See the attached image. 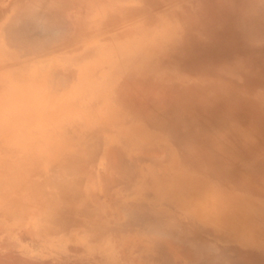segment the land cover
I'll return each instance as SVG.
<instances>
[{
	"label": "crops",
	"instance_id": "crops-1",
	"mask_svg": "<svg viewBox=\"0 0 264 264\" xmlns=\"http://www.w3.org/2000/svg\"><path fill=\"white\" fill-rule=\"evenodd\" d=\"M96 4L0 0V128L26 132L0 140L26 160L0 187V253L137 264L201 238L264 256V72L236 56L131 69Z\"/></svg>",
	"mask_w": 264,
	"mask_h": 264
},
{
	"label": "rangeland",
	"instance_id": "rangeland-1",
	"mask_svg": "<svg viewBox=\"0 0 264 264\" xmlns=\"http://www.w3.org/2000/svg\"><path fill=\"white\" fill-rule=\"evenodd\" d=\"M96 2L92 19L97 38L113 40L114 54L129 56L131 69L144 64L151 70L178 73L180 77L186 71L188 56L194 57L195 68H201L202 58H205V66L213 67L211 71H216L218 64L209 62H217L218 57L228 59L236 56L243 59V68L244 63L252 60L258 65V71L264 72V0ZM178 82L179 88H184V80L179 79ZM258 83L261 93L264 80ZM215 98L210 97V102ZM182 100L184 103V96ZM25 134L24 128H0V140L6 136L17 139ZM3 146L0 143V187H9L10 182L15 184L24 180L26 160L20 158L24 154L19 151L12 154V158H4L10 154L3 153ZM179 244L182 245L176 253L138 257L137 264H264V256L249 255L234 249H218L201 238H194L188 244L179 241ZM0 264L41 263L0 253Z\"/></svg>",
	"mask_w": 264,
	"mask_h": 264
},
{
	"label": "bare ground",
	"instance_id": "bare-ground-1",
	"mask_svg": "<svg viewBox=\"0 0 264 264\" xmlns=\"http://www.w3.org/2000/svg\"><path fill=\"white\" fill-rule=\"evenodd\" d=\"M38 24H39V22H38ZM40 27H41V25H40ZM62 164H63V163H62ZM62 164H61V165H62ZM60 167H61V166H60ZM60 167H59V168H60ZM55 169H56V168H55ZM67 171H68V170H67ZM61 172H62V171H61ZM126 172H127V171H126ZM54 178H55V176H54ZM13 179H16V178H13ZM62 179H63V178H62ZM55 180H57V179H55ZM30 181H31V180H30ZM59 181H60V180H59ZM35 182H36V181H35ZM10 183H11V182H10ZM5 185H6V184H5ZM55 185L57 186V184H55ZM2 186H3V185H2ZM5 187H6V186H5ZM142 216H143V214H142ZM55 220H56V218H55ZM55 220H54V221H55Z\"/></svg>",
	"mask_w": 264,
	"mask_h": 264
}]
</instances>
